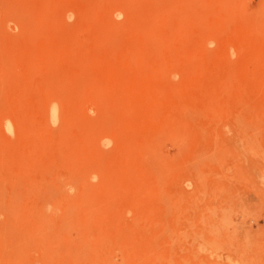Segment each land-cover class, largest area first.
<instances>
[{
  "label": "rangeland",
  "instance_id": "374dc122",
  "mask_svg": "<svg viewBox=\"0 0 264 264\" xmlns=\"http://www.w3.org/2000/svg\"><path fill=\"white\" fill-rule=\"evenodd\" d=\"M30 234L264 264V0H0V264H44Z\"/></svg>",
  "mask_w": 264,
  "mask_h": 264
},
{
  "label": "bare ground",
  "instance_id": "6f19581e",
  "mask_svg": "<svg viewBox=\"0 0 264 264\" xmlns=\"http://www.w3.org/2000/svg\"><path fill=\"white\" fill-rule=\"evenodd\" d=\"M99 1H100V0H99ZM94 3H95V2H94ZM100 3H101V2H100ZM92 4H93V3H92ZM91 6H92V5H91ZM88 11H89V10H88ZM131 22H132V21H131ZM111 25H112V24H111ZM113 30H114V29H113ZM52 111H53V110H52ZM55 113H56V111L53 112V115H55ZM55 118H56V117H55ZM50 224H52V223H50ZM52 225H54V224H52ZM28 228H29V227H28ZM46 228H47V227H46ZM40 229H41V228H40ZM52 229H53V228H52ZM53 230H54V229H53ZM39 231H40V230H39ZM39 231H38V232H39ZM29 232H30V231H29ZM40 232L43 233V231H40ZM50 232H51V231H50ZM26 233H27V232H26ZM35 233H36V232H35ZM42 233H41V234H42ZM39 234H40V233H39ZM39 234H34V235H33V234H32V235L30 234L29 236L26 235L25 238H27L28 240H27V241L25 240L26 243H23V244H24V245L27 244L28 241H29V242L32 241V242H31V244L28 243L29 245H31V246L29 247L30 249H28V247L25 249V247H26L27 245H25V246L23 245L24 247L22 246V247H23L22 249H25V251H23V252H22V249L20 250V248L18 249V251L20 250L19 252L16 251V249H17V247L19 246V244H18V245H14V243H13L12 246H16V247H14V249H15L14 254L22 253V254H24V256H25V254H29V255H31V252L33 253V251L36 250L37 247H38V248L40 247V248L44 249V253H49V254H46L45 257H44V260H45L44 264H57V262L55 263V260L53 259L54 256H55V254H53V253H55L56 250L51 249V248L49 247L50 245L47 244V241H45L46 238H45V239L40 238V235H41V234H40V235H39ZM58 235H59V233H58ZM4 237H5V236H4ZM6 237H7V241H8V236H6ZM43 237H44V236H43ZM59 238H60V237H59ZM59 238H57V240H58ZM20 239H21V238H20ZM29 239H31V240H29ZM60 239H62V238H60ZM22 240H23V239H21V241H22ZM7 241H6V243H7ZM15 241H16V240H15ZM62 241H64V240H62ZM55 242H56V241H55ZM57 243H58V242H57ZM34 244H35V245H34ZM29 245H28V246H29ZM55 245H58V244H55ZM12 246H11V248H12ZM33 246H34V247H33ZM60 246H61V245H60ZM2 247H3V246H2ZM19 247H21V246H19ZM58 247H59V245H58ZM58 247H56V248H58ZM7 248H8V247H7ZM7 248H5V249H7ZM40 248H39V249H40ZM59 248H60V247H59ZM3 249H4V247H3ZM5 249H4V251H5ZM14 249H13V250H14ZM42 249H41V250H42ZM64 249H65V248H64ZM68 249H69V248H68ZM58 250L60 251L61 249H58ZM1 251H2V250H1ZM50 253H51V254H50ZM58 253H59V252H58ZM68 253H69V251H68ZM34 254H35V253H34ZM61 254H62V253H61ZM8 255H9V254H8ZM12 255H13V253H11L10 256L12 257ZM19 256H21V258H22V255H21V254H19ZM35 256L38 257V255H35ZM35 256H34V257H35ZM43 256H44V254H43ZM66 256H67V255H66ZM13 257H15V255H13ZM13 257H12V258H13ZM61 257H62V256H61ZM0 258H1V257H0ZM16 258H17V259L19 258V261H20V262L22 261V260H20V257H15V258H14L15 260L12 259L13 262H16V263H17V259H16ZM24 258H26V257H24ZM24 258H23V259H24ZM63 258H64V257H63ZM28 259H29V258H28ZM37 259H38V258H37ZM37 259H36V260H37ZM61 259H62V258H61ZM68 259H69V258H68ZM2 260H4V259H2ZM34 260H35V259H34ZM2 262H3V261H2ZM10 262H11V261H10ZM10 262H9V263H8V262H5V264H10ZM13 262H12V263H13ZM29 262H30V261H29ZM37 263H38V260H37ZM40 263H41V262H40ZM40 263H39V264H40ZM24 264H25V263H24Z\"/></svg>",
  "mask_w": 264,
  "mask_h": 264
}]
</instances>
